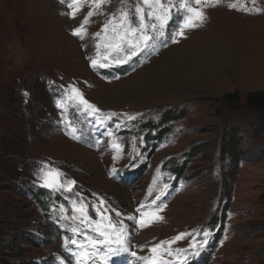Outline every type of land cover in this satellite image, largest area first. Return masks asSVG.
Returning <instances> with one entry per match:
<instances>
[{
    "label": "rangeland",
    "instance_id": "rangeland-1",
    "mask_svg": "<svg viewBox=\"0 0 264 264\" xmlns=\"http://www.w3.org/2000/svg\"><path fill=\"white\" fill-rule=\"evenodd\" d=\"M71 2L0 0V264H75L65 239L87 225L61 219L60 208L71 217L81 199L92 220L102 200L127 226L115 264H152L150 250L181 233L192 235L171 256L159 249L160 264H264V113L243 100L264 92V0L202 4L206 19L178 42L174 16L158 50L97 70L94 34L137 0H110L83 39L72 33L89 7L73 19ZM70 86L99 111L67 100ZM233 93L239 103L223 100ZM45 165L75 181L72 192L40 187ZM141 204L162 219L144 228L127 219H139ZM204 231L196 252L190 241Z\"/></svg>",
    "mask_w": 264,
    "mask_h": 264
},
{
    "label": "snow or ice",
    "instance_id": "snow-or-ice-1",
    "mask_svg": "<svg viewBox=\"0 0 264 264\" xmlns=\"http://www.w3.org/2000/svg\"><path fill=\"white\" fill-rule=\"evenodd\" d=\"M65 2V0H62ZM110 0H72L69 7L72 8L69 15L74 19L78 12L82 10L83 6H88L89 11L85 15L79 28L73 30V35L81 39L87 34L86 26L89 24L91 18L96 15L103 6L109 3ZM123 2V0H122ZM219 0H137V3L132 8L120 9L119 17L115 14L103 25L100 32L94 34L98 38L95 44L96 55L89 57L90 66L93 70L98 68L110 67L115 64H126L134 56H137L145 50H158L157 41L165 36V30L173 17L178 18L176 30L170 34L169 39L173 43L178 42L177 37L183 38L187 30L199 27L206 19L201 5L215 6ZM230 7L235 8L232 4ZM163 45L164 41H160ZM27 95V93H25ZM67 100L72 101L76 106H82L83 112L94 115L99 110L86 99L79 89L70 86L67 91ZM57 107L62 110L66 108L64 100L57 102ZM134 119V117H130ZM66 127L70 130L66 132L73 139H78L76 135L77 129L72 125L71 121L67 122ZM111 135V133H109ZM113 147L117 153L122 151L119 144H114ZM37 180L40 182L39 186L46 188L52 192L66 191L72 192V186L75 184L73 180L64 178V174L58 169H53L47 165L42 166L37 173ZM167 187V186H165ZM156 199H159L157 197ZM104 201H100V206L95 210L97 215L101 216V220H92L88 214V205L81 199L72 201L73 215L68 217L65 214L63 206L60 208L61 219H71L79 221L81 226H72V237L65 239V244L75 246V250L70 252L71 257L75 260V264H109L112 257L119 256L122 252L128 251V229L123 224V221H113L112 218L104 213L107 209L101 211ZM155 203V201H153ZM145 205L141 204L136 211L140 213L139 219L134 216H128L127 219L133 220L139 227L144 228L149 226L156 220H161L162 217L156 216L154 211L145 210ZM162 210L160 206L157 211ZM78 214V215H77ZM117 217L121 216L120 212H116ZM92 225H95L92 227ZM88 229L94 234H89ZM82 235L83 239L77 240L75 237ZM191 233L178 234L170 241L161 242L150 251L153 253L151 258L152 264H160L159 256L161 253L159 249L168 246L167 255L173 254L171 246L183 239L186 236H191ZM204 239L196 240L195 237L190 241L189 247L198 252L207 243V238L210 233L204 231L202 233ZM186 255L187 250H176V254ZM135 256V253H132ZM145 260L148 258L145 257ZM111 264H115L111 261ZM180 264V262H178Z\"/></svg>",
    "mask_w": 264,
    "mask_h": 264
},
{
    "label": "trees",
    "instance_id": "trees-1",
    "mask_svg": "<svg viewBox=\"0 0 264 264\" xmlns=\"http://www.w3.org/2000/svg\"><path fill=\"white\" fill-rule=\"evenodd\" d=\"M223 100L228 103H239L240 99L237 93L225 94ZM244 103L257 111L264 113V92L259 91L255 93H249L244 97Z\"/></svg>",
    "mask_w": 264,
    "mask_h": 264
},
{
    "label": "bare ground",
    "instance_id": "bare-ground-1",
    "mask_svg": "<svg viewBox=\"0 0 264 264\" xmlns=\"http://www.w3.org/2000/svg\"><path fill=\"white\" fill-rule=\"evenodd\" d=\"M53 14V13H52ZM212 57V56H211ZM60 140L63 142V143H65L66 145H68V146H70V145H72L71 143H69L68 141H66L64 138H60ZM74 146V145H73ZM76 147V146H75ZM74 148V147H73Z\"/></svg>",
    "mask_w": 264,
    "mask_h": 264
}]
</instances>
